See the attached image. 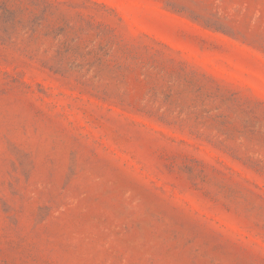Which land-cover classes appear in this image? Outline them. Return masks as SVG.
<instances>
[{
    "label": "rangeland",
    "instance_id": "obj_1",
    "mask_svg": "<svg viewBox=\"0 0 264 264\" xmlns=\"http://www.w3.org/2000/svg\"><path fill=\"white\" fill-rule=\"evenodd\" d=\"M0 264H264V0H0Z\"/></svg>",
    "mask_w": 264,
    "mask_h": 264
}]
</instances>
